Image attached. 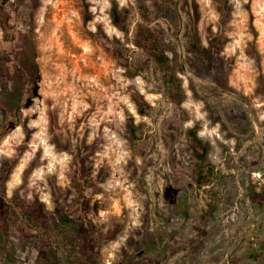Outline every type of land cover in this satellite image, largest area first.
Segmentation results:
<instances>
[{"label":"rangeland","instance_id":"rangeland-1","mask_svg":"<svg viewBox=\"0 0 264 264\" xmlns=\"http://www.w3.org/2000/svg\"><path fill=\"white\" fill-rule=\"evenodd\" d=\"M256 196L264 0H0V264H264Z\"/></svg>","mask_w":264,"mask_h":264},{"label":"flooded vegetation","instance_id":"flooded-vegetation-1","mask_svg":"<svg viewBox=\"0 0 264 264\" xmlns=\"http://www.w3.org/2000/svg\"><path fill=\"white\" fill-rule=\"evenodd\" d=\"M188 144H189V147L192 149V150H194V151H196L197 152V150L199 149V148H201L202 147V144H201V142L197 139V138H195L194 136H193V134H188ZM201 145V146H200ZM203 148V147H202Z\"/></svg>","mask_w":264,"mask_h":264},{"label":"crops","instance_id":"crops-1","mask_svg":"<svg viewBox=\"0 0 264 264\" xmlns=\"http://www.w3.org/2000/svg\"><path fill=\"white\" fill-rule=\"evenodd\" d=\"M263 202H264V198L263 197L256 196V199H255L256 206L261 205Z\"/></svg>","mask_w":264,"mask_h":264}]
</instances>
